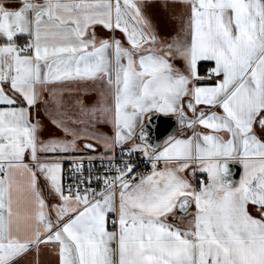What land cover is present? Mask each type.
<instances>
[{
	"label": "snow or ice",
	"instance_id": "6c2138e0",
	"mask_svg": "<svg viewBox=\"0 0 264 264\" xmlns=\"http://www.w3.org/2000/svg\"><path fill=\"white\" fill-rule=\"evenodd\" d=\"M159 2L0 0V264H264V0Z\"/></svg>",
	"mask_w": 264,
	"mask_h": 264
},
{
	"label": "crops",
	"instance_id": "0c3cea01",
	"mask_svg": "<svg viewBox=\"0 0 264 264\" xmlns=\"http://www.w3.org/2000/svg\"><path fill=\"white\" fill-rule=\"evenodd\" d=\"M151 19H152L154 26H156L159 35L162 38L164 37L170 38L171 36L175 35L179 31V28H180V25L183 19V9L180 7H177L175 9H165L163 5L160 4L159 0H156V7L152 9ZM97 31L99 32V29ZM18 43H24V39L23 38L19 39ZM85 101L86 103H91L88 97H85ZM45 124L47 127H52L50 124H48L46 120H45ZM100 128L102 131L110 133V129L107 126H100ZM55 135L62 136L63 133L57 130L55 132ZM179 135H180V130H179ZM241 172H242V169H240V174ZM252 207L253 206L251 205L249 206L250 209ZM252 214L254 216L256 215L255 212H252Z\"/></svg>",
	"mask_w": 264,
	"mask_h": 264
},
{
	"label": "water",
	"instance_id": "95a60500",
	"mask_svg": "<svg viewBox=\"0 0 264 264\" xmlns=\"http://www.w3.org/2000/svg\"><path fill=\"white\" fill-rule=\"evenodd\" d=\"M147 122V121H146ZM159 125L161 132H164V136L161 137L159 141L155 140V133H153V142L154 143H162L163 139H166L168 135L175 134L179 135V128L177 127L175 117H167L161 120H154L152 124V128H156ZM166 130V131H165ZM233 172V178L235 180L239 179L240 175V167L239 165L231 166Z\"/></svg>",
	"mask_w": 264,
	"mask_h": 264
},
{
	"label": "built area",
	"instance_id": "2783aa9c",
	"mask_svg": "<svg viewBox=\"0 0 264 264\" xmlns=\"http://www.w3.org/2000/svg\"><path fill=\"white\" fill-rule=\"evenodd\" d=\"M162 166V165H161ZM65 167H67V164L65 165ZM87 167V166H86ZM96 167L99 168L100 165H99V161H96ZM141 171H144L145 174H147L149 171H150V166H146L144 164L141 165Z\"/></svg>",
	"mask_w": 264,
	"mask_h": 264
}]
</instances>
